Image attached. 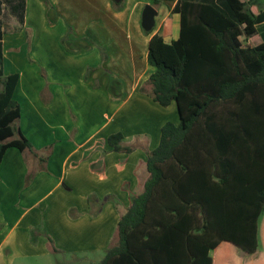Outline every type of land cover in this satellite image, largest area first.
Returning <instances> with one entry per match:
<instances>
[{"label":"crops","instance_id":"1","mask_svg":"<svg viewBox=\"0 0 264 264\" xmlns=\"http://www.w3.org/2000/svg\"><path fill=\"white\" fill-rule=\"evenodd\" d=\"M48 1L23 0L19 19L0 0L2 74L18 75L17 125L33 148L10 147L0 164V264L106 254L120 217L143 191L161 127L179 123L174 102L162 107L139 92L155 70L147 63L151 35L166 43L179 36L180 16L171 12L177 0H159L151 35L141 14L152 0H121L118 11L111 0ZM116 133L131 152L108 145Z\"/></svg>","mask_w":264,"mask_h":264},{"label":"trees","instance_id":"2","mask_svg":"<svg viewBox=\"0 0 264 264\" xmlns=\"http://www.w3.org/2000/svg\"><path fill=\"white\" fill-rule=\"evenodd\" d=\"M6 1L20 19L23 0ZM171 12L180 16L177 39L143 30L155 70L139 92L162 107L174 102L179 123L161 127L143 191L97 264H251L239 251L264 249V42L256 33L264 0H177ZM17 81V74L3 77L0 55V164L10 147L33 151L17 125ZM121 141V133L107 139L114 151L131 152ZM47 247L58 252L50 237Z\"/></svg>","mask_w":264,"mask_h":264},{"label":"rangeland","instance_id":"3","mask_svg":"<svg viewBox=\"0 0 264 264\" xmlns=\"http://www.w3.org/2000/svg\"><path fill=\"white\" fill-rule=\"evenodd\" d=\"M121 6H122V4H121ZM261 7H263V3L261 4ZM156 9H157V12L159 13V11H158L159 8L156 7ZM25 33H26V37L28 35L31 38V32H30V30L29 31L26 30ZM256 33L260 37L261 41L264 42V23L263 24L256 25ZM241 39H243V37ZM263 218H264V216L262 217V219ZM239 253H240L239 255L242 256L243 260H245L247 262H250L251 264H255L257 262V259L258 258H256V257L258 255L264 256V249L261 246L260 249L258 250V252H257L258 254H256V256H253V255H245V254H243L241 252H239ZM104 256H105V252H103L99 256L98 255L91 254V256H89L88 258L90 260H95V262H99ZM52 259H54V258H52ZM90 260H84V261L80 262V261H75L74 259L72 260V259L67 258V262L63 263L62 260H59V264H91V261ZM55 261H54V264L56 263Z\"/></svg>","mask_w":264,"mask_h":264},{"label":"water","instance_id":"4","mask_svg":"<svg viewBox=\"0 0 264 264\" xmlns=\"http://www.w3.org/2000/svg\"><path fill=\"white\" fill-rule=\"evenodd\" d=\"M113 3L118 4L121 0H111ZM157 11L151 5H145L141 14V27L144 31H152L155 25V17Z\"/></svg>","mask_w":264,"mask_h":264}]
</instances>
